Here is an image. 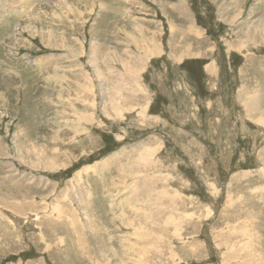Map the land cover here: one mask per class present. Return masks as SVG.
<instances>
[{
  "label": "rangeland",
  "instance_id": "1",
  "mask_svg": "<svg viewBox=\"0 0 264 264\" xmlns=\"http://www.w3.org/2000/svg\"><path fill=\"white\" fill-rule=\"evenodd\" d=\"M25 1L0 0V264H264V0Z\"/></svg>",
  "mask_w": 264,
  "mask_h": 264
},
{
  "label": "bare ground",
  "instance_id": "2",
  "mask_svg": "<svg viewBox=\"0 0 264 264\" xmlns=\"http://www.w3.org/2000/svg\"><path fill=\"white\" fill-rule=\"evenodd\" d=\"M18 1H20V0H18ZM22 1V0H21ZM27 1V0H26ZM25 1V2H26ZM30 1V0H29ZM7 2V1H6ZM15 2V1H14ZM24 2V3H25ZM31 2H33V0H31ZM21 3V2H20ZM23 3V2H22ZM27 4V3H26ZM6 5V4H5ZM31 5L32 4H30L29 6L31 7ZM4 6V5H3ZM10 10H12V9H17V6H18V2H17V5H15L14 3H12L11 1H9L8 2V4L6 5ZM6 7V8H7ZM5 8V7H4ZM29 8V7H28ZM27 8V6H23V8L22 9H19V10H22L23 12H24V10L26 11V9H28ZM28 11V10H27ZM68 11V10H67ZM21 12V11H20ZM22 12V13H23ZM18 13V12H17ZM29 13V12H28ZM240 14V13H239ZM236 15V14H235ZM1 17V16H0ZM5 18V17H4ZM68 18V17H67ZM35 19H37V18H35ZM3 20V19H2ZM43 21V20H42ZM54 21V20H53ZM61 22V21H60ZM5 23V22H4ZM3 26V25H2ZM48 35V34H47ZM148 40V39H147ZM31 42V41H30ZM53 44V43H52ZM152 44V43H151ZM98 45V44H97ZM152 47V46H151ZM153 48V47H152ZM151 48V49H152ZM156 48H158V47H156ZM156 48H154V49H156ZM159 50H161V49H159ZM149 53V52H148ZM150 54V53H149ZM65 55V54H64ZM93 56V55H92ZM180 57V56H179ZM120 63V62H119ZM208 67H210L212 70H215V67L213 66V65H209V66H207L206 68H208ZM212 70L210 71V70H207L208 71V73H213L212 72ZM132 71V70H131ZM6 73H8V72H6ZM128 73V72H127ZM129 85V84H128ZM115 88V87H114ZM117 88V87H116ZM122 91H123V89H122ZM131 92V91H130ZM110 93V92H109ZM147 94V93H146ZM120 95V94H119ZM125 95V94H124ZM1 97V96H0ZM90 97H92V96H90ZM73 98V97H72ZM116 98V97H115ZM84 99V98H83ZM89 101V100H88ZM91 102V101H90ZM147 103V102H146ZM127 106V105H126ZM148 108V107H147ZM129 109V108H128ZM105 112V111H104ZM124 113V112H123ZM146 113V112H145ZM58 114V113H57ZM104 114V113H103ZM146 116V115H145ZM125 117V116H124ZM127 134V133H126ZM38 148V147H37ZM5 154V153H4ZM40 156V155H39ZM107 159V158H106ZM39 169V168H38ZM129 181V180H128ZM86 182V181H85ZM79 188V187H78ZM80 192V191H79ZM81 196V195H80ZM144 200V199H143ZM129 201V200H128ZM82 202V201H81ZM116 205V204H115ZM17 210V209H16ZM87 211V210H86ZM27 212V211H26ZM53 212V211H52ZM62 219V218H61ZM87 221V220H86ZM113 222V221H112ZM18 228V227H17ZM47 230V229H46ZM115 238V237H114ZM143 241V240H142ZM20 244V243H19ZM24 247V246H23ZM117 250V249H116ZM113 257V256H112ZM21 259V258H20ZM19 259V260H20ZM104 259V258H103ZM124 260V259H123Z\"/></svg>",
  "mask_w": 264,
  "mask_h": 264
},
{
  "label": "crops",
  "instance_id": "3",
  "mask_svg": "<svg viewBox=\"0 0 264 264\" xmlns=\"http://www.w3.org/2000/svg\"><path fill=\"white\" fill-rule=\"evenodd\" d=\"M238 11V10H237Z\"/></svg>",
  "mask_w": 264,
  "mask_h": 264
}]
</instances>
